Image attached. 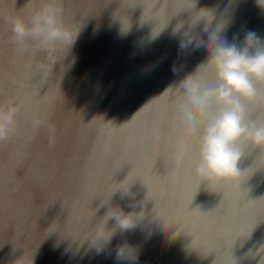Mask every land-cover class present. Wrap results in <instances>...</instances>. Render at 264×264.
Masks as SVG:
<instances>
[{
	"label": "bare ground",
	"instance_id": "6f19581e",
	"mask_svg": "<svg viewBox=\"0 0 264 264\" xmlns=\"http://www.w3.org/2000/svg\"><path fill=\"white\" fill-rule=\"evenodd\" d=\"M31 4L29 1L27 7ZM0 6V28L7 31L2 16L7 6L1 0ZM123 7L131 18L120 22L119 32L113 19L110 38L117 43L108 48L111 68L106 72L118 83L113 82L111 101L104 105L94 153L85 158L81 201L77 199L71 206L76 217L70 220L64 264H125L116 260V248L125 241L138 250L135 264H258L264 259V149L246 150L238 165L242 171L238 178L206 182L195 171L199 139L175 126L173 115L175 85L206 63L210 55L203 46L181 50L183 33L194 31L207 42L216 23L223 21L220 36L229 44L243 47L248 32L264 41V8L256 0H126ZM201 9L215 10L216 19L208 32L203 22L190 27L193 13ZM181 22L183 28L174 33ZM5 40L0 37V55L5 45L14 44L12 36L8 44ZM117 47H121L119 58L113 55ZM29 53L16 49L10 62L36 57L34 51ZM206 74L211 75V68ZM249 114L252 118L264 115V105L251 104ZM29 129L21 128L19 136ZM120 181H134V197L121 198L117 192L111 198L112 207L125 214L139 213L146 195L151 201L143 207L145 219L135 230H117L111 243L97 253L86 239L97 225L103 226L108 205L101 203ZM114 226L110 219L107 227Z\"/></svg>",
	"mask_w": 264,
	"mask_h": 264
},
{
	"label": "rangeland",
	"instance_id": "374dc122",
	"mask_svg": "<svg viewBox=\"0 0 264 264\" xmlns=\"http://www.w3.org/2000/svg\"><path fill=\"white\" fill-rule=\"evenodd\" d=\"M1 1L8 9L2 13L3 20L26 16L30 8L43 2ZM29 1L32 4L27 7ZM125 1L61 0L64 23L78 32L79 38L72 51L65 48L59 52L61 62L46 82L40 83L37 67L46 62V53L34 51L36 57L22 58L20 63L18 58L14 64L10 61L15 59L17 48L11 44L5 45L0 55V107L20 109L15 132L8 143L0 145V264H64L66 260L70 220L76 217L71 206L77 199L81 201L80 175L85 171V158L94 153L113 82L118 83L106 72L111 68L108 50L117 43L110 38L114 23L117 31L123 19L131 18L124 11ZM3 25L7 31L0 28V37L8 44L11 25ZM119 49L113 54L117 58ZM34 120L40 121L39 127L33 125ZM28 126L31 129L19 136L21 128Z\"/></svg>",
	"mask_w": 264,
	"mask_h": 264
},
{
	"label": "clouds",
	"instance_id": "9594fccd",
	"mask_svg": "<svg viewBox=\"0 0 264 264\" xmlns=\"http://www.w3.org/2000/svg\"><path fill=\"white\" fill-rule=\"evenodd\" d=\"M256 3L264 8V0H256ZM63 17L61 0H43L39 7L30 8L26 16L5 18L11 25L12 41L19 52L46 53V62L37 66L42 83L49 79L54 66L61 62L59 52L65 48L68 52L78 34L64 23ZM215 19L214 9H201L193 13L190 27L194 29L203 22L204 31L208 32ZM223 27V21L217 22L207 42L194 31L183 33L179 45L181 50L203 46L210 55L206 63L175 85L173 124L186 135L198 137L195 171L210 183L238 178L242 173L238 165L246 150L264 149V115L252 118L249 114L251 104L264 105V41L254 32H248L243 47H237L235 43L229 44L221 38ZM182 28L183 22L177 24L174 33H179ZM209 68L211 75L206 74ZM173 71H177L175 66ZM18 111V107H0V143L9 140L15 132ZM33 125L39 127L40 121L34 120ZM133 183L117 182L108 199L101 203L108 205L104 216L106 220L102 227L97 225L86 239L97 253L111 243L117 230L121 233L133 231L145 219L143 207L151 201L147 195L140 202L142 210L139 213L125 214L119 207L111 206V198L117 192L121 198L134 197L131 191ZM110 219L115 221L111 229L107 227ZM137 259L135 246L127 241L117 246V261L135 264ZM258 264H264V259Z\"/></svg>",
	"mask_w": 264,
	"mask_h": 264
}]
</instances>
